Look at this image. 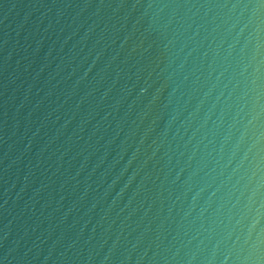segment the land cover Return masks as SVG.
<instances>
[{
	"label": "water",
	"instance_id": "water-1",
	"mask_svg": "<svg viewBox=\"0 0 264 264\" xmlns=\"http://www.w3.org/2000/svg\"><path fill=\"white\" fill-rule=\"evenodd\" d=\"M0 264H264V0H0Z\"/></svg>",
	"mask_w": 264,
	"mask_h": 264
}]
</instances>
